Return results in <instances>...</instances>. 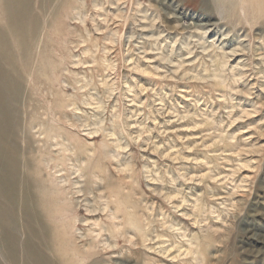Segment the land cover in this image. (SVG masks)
<instances>
[{
    "label": "rangeland",
    "instance_id": "rangeland-1",
    "mask_svg": "<svg viewBox=\"0 0 264 264\" xmlns=\"http://www.w3.org/2000/svg\"><path fill=\"white\" fill-rule=\"evenodd\" d=\"M52 3L32 1L36 68L0 66L64 259L264 264V0Z\"/></svg>",
    "mask_w": 264,
    "mask_h": 264
},
{
    "label": "bare ground",
    "instance_id": "bare-ground-1",
    "mask_svg": "<svg viewBox=\"0 0 264 264\" xmlns=\"http://www.w3.org/2000/svg\"><path fill=\"white\" fill-rule=\"evenodd\" d=\"M32 1L0 0V23L7 31L6 34L0 29V58L8 72L13 71L16 65L36 68L30 58V44L35 41L39 20L36 14H31ZM41 3L45 8L53 4L52 0H41ZM16 94L17 83L9 74L3 73L0 66V247L11 264L18 262L17 251L19 264H53L40 253L41 246L60 257L62 264H83L86 259L81 256L75 262L64 259L66 255L60 247L61 238L53 230L50 232L47 225H41L40 219L47 209L42 205L41 197L35 199L36 194H32L31 185L34 183H18L22 176L17 173L21 167L13 140L15 124L5 113L16 100ZM32 224L36 226L32 227ZM21 230L26 232L24 240L18 238L17 233Z\"/></svg>",
    "mask_w": 264,
    "mask_h": 264
}]
</instances>
